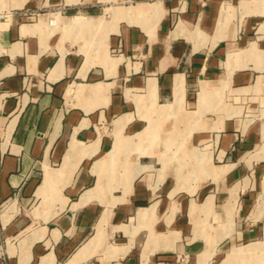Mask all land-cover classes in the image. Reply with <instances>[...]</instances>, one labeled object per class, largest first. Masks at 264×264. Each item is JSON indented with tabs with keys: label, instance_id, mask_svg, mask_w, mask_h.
I'll return each instance as SVG.
<instances>
[{
	"label": "crops",
	"instance_id": "0c3cea01",
	"mask_svg": "<svg viewBox=\"0 0 264 264\" xmlns=\"http://www.w3.org/2000/svg\"><path fill=\"white\" fill-rule=\"evenodd\" d=\"M263 106L264 0H0V264H264Z\"/></svg>",
	"mask_w": 264,
	"mask_h": 264
},
{
	"label": "built area",
	"instance_id": "2783aa9c",
	"mask_svg": "<svg viewBox=\"0 0 264 264\" xmlns=\"http://www.w3.org/2000/svg\"><path fill=\"white\" fill-rule=\"evenodd\" d=\"M177 262L180 264H185V257H183V255H178Z\"/></svg>",
	"mask_w": 264,
	"mask_h": 264
},
{
	"label": "rangeland",
	"instance_id": "374dc122",
	"mask_svg": "<svg viewBox=\"0 0 264 264\" xmlns=\"http://www.w3.org/2000/svg\"><path fill=\"white\" fill-rule=\"evenodd\" d=\"M263 108V110H261V112H262V118H263V120H264V106L262 107Z\"/></svg>",
	"mask_w": 264,
	"mask_h": 264
},
{
	"label": "bare ground",
	"instance_id": "6f19581e",
	"mask_svg": "<svg viewBox=\"0 0 264 264\" xmlns=\"http://www.w3.org/2000/svg\"><path fill=\"white\" fill-rule=\"evenodd\" d=\"M100 233V232H99Z\"/></svg>",
	"mask_w": 264,
	"mask_h": 264
}]
</instances>
